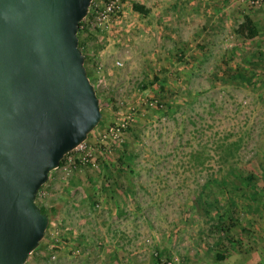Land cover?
<instances>
[{
	"label": "rangeland",
	"instance_id": "obj_1",
	"mask_svg": "<svg viewBox=\"0 0 264 264\" xmlns=\"http://www.w3.org/2000/svg\"><path fill=\"white\" fill-rule=\"evenodd\" d=\"M100 1H91L77 37L101 119L38 189L48 216L50 206L61 209L26 264H157V254L187 263L258 237L264 39L238 34L242 12L225 16L223 4L196 13L142 0L149 12L140 14L134 0H121L101 28L89 22ZM221 17L224 31L215 28ZM118 155L129 168L108 178Z\"/></svg>",
	"mask_w": 264,
	"mask_h": 264
},
{
	"label": "water",
	"instance_id": "obj_2",
	"mask_svg": "<svg viewBox=\"0 0 264 264\" xmlns=\"http://www.w3.org/2000/svg\"><path fill=\"white\" fill-rule=\"evenodd\" d=\"M92 0H0V264H26L40 186L101 119L78 45Z\"/></svg>",
	"mask_w": 264,
	"mask_h": 264
},
{
	"label": "crops",
	"instance_id": "obj_3",
	"mask_svg": "<svg viewBox=\"0 0 264 264\" xmlns=\"http://www.w3.org/2000/svg\"><path fill=\"white\" fill-rule=\"evenodd\" d=\"M162 1H163L162 2L163 4H166L170 7L177 6V4L182 5L184 6L183 8L184 12L186 10V7H192L193 9H195L193 10L194 12L202 13L203 9H207L205 8L206 5L207 6L214 5V7H216L214 8V10L222 9L221 4H223L224 7H228L226 11L223 9L222 11H220V12H223L222 14L225 16L228 14H230V16H234L237 13V10H240L239 12H242V15H240L241 13H238L241 16V18L238 20V23L240 24L245 18H248L256 29V33L253 37L257 35L259 38L264 39V4L260 6H252V9H249L245 6V5H249L248 3L243 2L241 3V5H238L239 7H234V4L233 5L226 4L227 2H229L228 0H224L223 2L221 0L220 1L219 0H179V2L175 0H162ZM134 2H139L143 4L145 3L142 0L140 1L134 0ZM158 2L159 0H156V3ZM239 8H242V10ZM197 9H200V10H197ZM214 10H211L210 12L217 13ZM232 12H234L235 14H232ZM221 20H222L221 22L218 21L221 23V26L215 27V28L216 30L224 31L225 30L224 26H226V29L228 28L227 27L228 19L227 18L223 19L221 17ZM185 21H186L185 18H183L182 20L179 18V24L185 23ZM262 43L263 45L261 48H263L264 50V41ZM254 226H255L254 229L258 231V233L256 234L258 237H255V235L252 234L253 235L251 237L252 239L248 241V240H245L244 237L240 236V239H243V240L238 242V240L240 239H237V241H234L236 244H233V245H236L235 246L236 248L233 250L229 248V250L216 251L215 253L210 254V255H200L199 257L195 259L194 258L189 259L188 261H186L187 263H185L183 259H180V260L184 264H264V256H263L264 254V221H260L259 223H256ZM118 257L120 258V256Z\"/></svg>",
	"mask_w": 264,
	"mask_h": 264
},
{
	"label": "trees",
	"instance_id": "obj_4",
	"mask_svg": "<svg viewBox=\"0 0 264 264\" xmlns=\"http://www.w3.org/2000/svg\"><path fill=\"white\" fill-rule=\"evenodd\" d=\"M132 10L135 11V12H138L140 14H147L149 12V8L148 7H146L144 4L138 3V2H134L132 4ZM80 28H81V21L78 23V31L80 30ZM236 32L238 34L244 36V37L252 38L255 35V33H256V29H255L254 25L252 24V22L248 18H245L238 25V27L236 29ZM79 47L81 48L80 43H79ZM85 68H86L87 75H88L87 67L85 66ZM90 82H91V80H90ZM158 95H161V97L164 98V99H168L169 96L172 95V91L170 89L164 87L163 85H161L160 88H159V90H158ZM158 106H160V105H158ZM158 106L156 108H158ZM121 145H123V144H121ZM126 149H128V147H124V150L122 151V152H124L123 154H130V153H127L126 152ZM66 154L60 160L59 165L62 164V162H63L64 157L66 156ZM114 161L115 162L112 165L113 166V171H108V178H111L114 175V178L115 179H118V178H120V176L123 173V171L126 168H129V165L126 164V161L123 159V157H120L119 155H118V157L115 156ZM248 179H249V181L252 180L251 177H248ZM216 183L218 184V186L220 187V189L223 188V187H225V181L222 180V179L217 180ZM114 188H115V190L121 191V189H120L121 188V185L120 184H116L115 183V187ZM40 209H41L42 212H44V213L46 212L43 208L40 207ZM60 209H61V205L59 203L50 206L49 207V213H48L49 216L48 217L50 219H52V220L55 219L58 216ZM160 256H161L160 254L155 255L156 260H157V264H160V261H159Z\"/></svg>",
	"mask_w": 264,
	"mask_h": 264
},
{
	"label": "built area",
	"instance_id": "obj_5",
	"mask_svg": "<svg viewBox=\"0 0 264 264\" xmlns=\"http://www.w3.org/2000/svg\"><path fill=\"white\" fill-rule=\"evenodd\" d=\"M241 1L248 3L249 5H252V6H260V5L264 4V0H241ZM120 2H121V0H101L99 3L100 4L99 6L95 5L96 6L95 10L93 11V13L90 16V20H89L90 24H95L101 28L105 25H108V23H109V21H111L113 15H115L119 11ZM82 27H83V25H81V28ZM120 63H121L120 61H118V60L116 61V64L119 65ZM111 130H113V129H111ZM116 136H118V134ZM83 143H84V141L81 142L80 144H78L75 147V149L82 146ZM263 256H264V254H263ZM159 261H160V264H184L177 257L170 259V258L160 256Z\"/></svg>",
	"mask_w": 264,
	"mask_h": 264
}]
</instances>
